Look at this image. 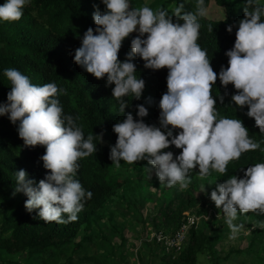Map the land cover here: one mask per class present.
I'll return each instance as SVG.
<instances>
[{
  "label": "clouds",
  "instance_id": "clouds-1",
  "mask_svg": "<svg viewBox=\"0 0 264 264\" xmlns=\"http://www.w3.org/2000/svg\"><path fill=\"white\" fill-rule=\"evenodd\" d=\"M101 10L94 5L92 19L95 28L84 31L81 43L74 50L73 62L97 80L106 77V87L119 101L120 112L129 107L125 97L139 100L145 90L144 79L137 78L134 57L144 61V68L167 69V91L159 100V126L147 124L149 115L143 104L136 105L134 119L128 112L122 121L113 125L117 139L110 145L109 159L117 168L121 161L133 164L147 161L148 168L161 185L187 189L191 173L198 166L201 179L213 172L226 174L230 161L238 160L242 153L261 148L260 141L249 136V130L239 118H228L217 109L212 86L219 79L226 89L234 86L231 101L237 108L247 107L246 115L254 119L255 127L264 134V3L246 0L244 16L226 27L235 31L234 46L225 52L228 66L219 73L214 71L207 50L198 44L200 18L208 15L205 0H197L194 12H185L180 3L169 14L166 8L153 10L144 5L133 8L130 0H100ZM30 0H5L0 5V21L15 22L22 18ZM182 21V23H181ZM238 25V27H237ZM209 31H213L209 27ZM131 51L123 61L119 52L123 42L132 33ZM11 82L7 101L0 103V116H7L16 126L24 146H42L45 153L39 157L46 174L38 182L30 179L24 169L15 173L16 187L12 193H23L28 212L38 210L44 222L68 223L78 219L87 199L93 193L86 191L76 179L79 161L97 152L94 136L87 138L77 117L66 115L59 96L64 90L54 82L42 86L31 82L16 68L4 70ZM219 95L224 103L225 96ZM149 104L152 98H147ZM179 129L178 134L174 130ZM102 140L103 133L96 135ZM181 149L178 155L165 151L171 146ZM243 171V169H241ZM151 178V175H150ZM201 192L208 195L206 186ZM210 200L224 214L232 238L243 225L234 221L238 213H264V162H257L243 171V176L232 175L217 183ZM65 215L67 219H65ZM260 227L264 228V224Z\"/></svg>",
  "mask_w": 264,
  "mask_h": 264
},
{
  "label": "trees",
  "instance_id": "trees-1",
  "mask_svg": "<svg viewBox=\"0 0 264 264\" xmlns=\"http://www.w3.org/2000/svg\"><path fill=\"white\" fill-rule=\"evenodd\" d=\"M196 2L152 0L147 3L146 0H130L133 8L147 5L155 10L162 7L168 9L169 14L180 3H184L185 12H194ZM261 2L264 3V0ZM3 3L5 0H0V5ZM245 3L246 0H205L208 15L199 19L201 28L197 42L207 50L208 59L217 74L222 65L228 66L225 52L235 42L236 27L232 33H228L226 27L243 18ZM94 5L101 10L105 7L100 0H30L20 20L0 21V103L7 101L11 87V82L4 75L7 68H16L36 85L54 82L64 90V94L58 97L64 113L77 117L76 123L82 128L85 138L93 134V143L97 145L96 153L79 161L75 178L93 195L85 201L78 219L68 223H46L38 217V210L30 213L25 209L27 197L23 193L12 195L16 187L17 170H26L29 178L37 182L44 178L47 170L43 168L39 157L45 153V148L25 147L16 126L7 116H0V205L4 207L0 252L20 258L22 264H127L125 249L128 240L123 226L117 223L118 217H122L117 211L122 207L123 211L131 213L134 209L130 203H117L115 196L122 188L131 194L139 191L142 182L148 180L155 171L149 172L148 168L152 166L147 161L133 164L121 161L119 168L112 164L109 159L110 145H114L117 139L112 129L128 112L132 113L134 119H141L136 115L135 106L138 104L148 108L149 115L143 118L144 122L159 126L158 104L162 94L167 91L168 70L145 69L144 61L134 57L132 62L137 69L135 75L145 80L146 87L139 100L131 95L125 97L129 107L125 108L124 113L120 112L119 101L112 97L111 88L114 85L106 87V77L97 80L73 62L74 50L80 46L84 31L88 27L95 28L92 19ZM212 12L216 13L215 18L211 16ZM209 27L213 31H209ZM137 34L134 32L124 40L119 52L121 61L131 51V39ZM235 91L233 85L229 84L225 89L217 79L212 86V95L217 100L215 107L223 116L241 119L249 130L250 138L262 142L261 148L264 149V134L255 127L254 119L246 115L247 107L237 108L231 101V94H235ZM225 92L228 95L221 104L218 96ZM149 97L152 98L151 104L147 102ZM179 131L174 130V134ZM101 133L103 136L100 141L96 135ZM165 151L178 155L181 149L173 145ZM257 162H264V152L260 149L242 153L238 160L229 162L226 174L213 172L214 188L232 175L242 177L243 171ZM200 204L201 200L192 189L174 193L161 203L156 216H151L148 223L158 230L159 235L172 237L188 224L191 215L202 218L209 214L207 205ZM136 206L141 208V203ZM211 206L215 207L212 201ZM258 213L264 216V213ZM64 218L67 219V216ZM104 220L109 221V227L103 226V230L96 231ZM201 221L189 229L183 249L178 253H168L164 242L158 241L157 234L148 245L145 244L151 252L146 264H157L156 261L160 264H198L203 255L209 264H233L239 258L243 259L242 263L248 264L259 255L264 231L255 232L249 237L246 248L230 249L226 253L223 243L231 234V229L226 226L219 231L218 222L212 219L211 230L208 231L205 220ZM93 247H96V252L92 250ZM138 255L142 259L145 256L143 252ZM21 261L10 264H21Z\"/></svg>",
  "mask_w": 264,
  "mask_h": 264
},
{
  "label": "rangeland",
  "instance_id": "rangeland-1",
  "mask_svg": "<svg viewBox=\"0 0 264 264\" xmlns=\"http://www.w3.org/2000/svg\"><path fill=\"white\" fill-rule=\"evenodd\" d=\"M152 0H146L147 3H150ZM211 16L215 18L216 13L212 12ZM204 184L206 186L208 195H205L204 192H201L200 185ZM214 179L213 174L201 179L198 174V166L191 173V184L187 189H180L179 185L174 187H167L166 185H161L158 178L155 175V171L151 175V178L142 182L141 189L137 192L130 193L127 190L119 189L117 195L115 196V201L120 204L126 205L130 203L133 207V212L123 211V208L120 207V211H117L122 217H118L117 223L123 226L125 230V237L128 240L126 245V262L127 264H146L151 256V252L146 249L145 244L151 242V240L159 233L157 229L149 220L151 216L154 218L157 214V210L164 200H168L169 196H172L174 193L180 194L185 192L188 189L194 190V195H196L200 200L201 204H206L209 209V214L198 217L196 214L191 215L190 217H195L199 220L198 225L203 222L201 219L205 220V225L207 230L210 231L212 219L217 221L219 226V231L223 230L228 226L225 223L224 214L221 210L217 209L216 206H211L210 193L214 189ZM141 201V202H140ZM141 203V208L136 206V204ZM118 204L117 206H119ZM116 206V207H117ZM116 207L114 209L116 210ZM122 211V212H121ZM4 215V207L0 205V226L2 224ZM236 225H243L240 231L236 234L235 238H232V233L226 238V241L223 243L225 252L227 253L230 249L246 248L249 241L247 240L255 232H263L264 228L260 227L261 224H264V216L257 212H249L247 214L238 213L237 219L234 221ZM103 226L109 227V221L104 220V223L99 225L96 231L100 230ZM104 233V232H103ZM108 234V232H106ZM105 235V233H104ZM159 235V234H158ZM244 238V239H243ZM119 243V240H116ZM221 246H218L220 248ZM92 250L96 252V247H93ZM139 252L145 254L144 258H140L138 255ZM248 258H251L248 255ZM21 261L18 257H13L5 253L0 252V264H10L12 262ZM243 259H237L233 264H244L242 263ZM23 261H21V264ZM157 264H160L159 261H156ZM198 264H209L208 259L205 255L199 258ZM248 264H264V239L260 244V253L258 256L252 258Z\"/></svg>",
  "mask_w": 264,
  "mask_h": 264
},
{
  "label": "built area",
  "instance_id": "built-area-1",
  "mask_svg": "<svg viewBox=\"0 0 264 264\" xmlns=\"http://www.w3.org/2000/svg\"><path fill=\"white\" fill-rule=\"evenodd\" d=\"M198 222L199 220H197L195 217H189L188 224L184 225L176 235L170 237L160 234L158 235V241L164 242V247L166 248L168 253H178L183 249L189 229L195 224H198Z\"/></svg>",
  "mask_w": 264,
  "mask_h": 264
}]
</instances>
